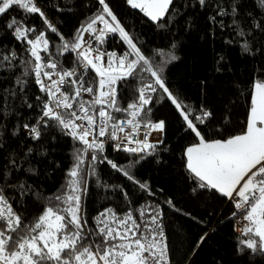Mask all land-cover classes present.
Returning a JSON list of instances; mask_svg holds the SVG:
<instances>
[{
	"label": "snow or ice",
	"instance_id": "6c2138e0",
	"mask_svg": "<svg viewBox=\"0 0 264 264\" xmlns=\"http://www.w3.org/2000/svg\"><path fill=\"white\" fill-rule=\"evenodd\" d=\"M80 2L0 0V31L4 33L0 36V76L4 77L0 80V264H171L163 208L159 204L132 207L136 188L141 195H156L149 181L136 178L135 170L147 157L158 155L164 143L161 136H153L166 134V121L153 118V109L162 101L178 111L181 129L199 140L183 153L194 185L191 191H211L227 198L235 209L231 217L240 220L239 228H234L239 232L237 256L253 264L256 258L264 259V82L254 84L246 130L208 141L201 127L214 119L213 112L203 104L189 106L172 91L165 63L144 50L108 0H82L85 9L95 11L71 38L61 31L56 18L49 15V6L62 13L78 8ZM125 2L169 31L181 19L190 30L203 16L209 37L227 33L228 38L221 36L223 45L238 44L246 58L264 65V0ZM13 9L21 15H8ZM33 18L40 23H33ZM109 41L123 51L109 50ZM67 57H72L71 67L62 62ZM223 60V56L217 59V72L224 67ZM253 73L264 74V67H254ZM10 80L11 87L4 89ZM33 84L39 94L30 93ZM129 91L133 99L125 107L121 94ZM16 100L32 111L30 119L11 111L8 102ZM10 115L15 116V124L8 119ZM226 123L227 119L220 127ZM141 129L143 139L138 138ZM51 131L76 143L65 184L45 198L23 177L38 175L32 164L35 149L28 141L40 144ZM109 149L126 154L128 167L111 159ZM102 165L122 175L133 192L123 184L102 182ZM89 177H95L98 187L118 192L124 207H103L90 221L86 211ZM165 203L180 215H191L176 208L171 198ZM210 234L201 235L197 249Z\"/></svg>",
	"mask_w": 264,
	"mask_h": 264
},
{
	"label": "trees",
	"instance_id": "16d2710c",
	"mask_svg": "<svg viewBox=\"0 0 264 264\" xmlns=\"http://www.w3.org/2000/svg\"><path fill=\"white\" fill-rule=\"evenodd\" d=\"M51 2L55 4L59 0H51ZM108 2L130 33L139 38V44L144 50L165 63V75L172 91L189 106L203 104L213 112L214 119L206 128L201 127L208 141L225 139L246 130L254 84L264 82V74H254L253 68L264 65L246 58L238 44H233L231 47L223 45L221 36L228 38L227 33L209 37L208 25L203 16L199 17L197 26L190 30L185 29V21L181 19L178 27H173L169 31L158 28L139 10L131 9L125 0H108ZM63 3L67 5L72 3V0H63ZM48 11L50 16L56 18L55 22L60 26L61 31L71 38L78 25L85 21L86 16L94 12L95 8L85 9L81 0L79 7L71 11L57 13L51 6ZM13 14L21 15L16 9L8 15ZM7 18L4 17L5 20ZM32 22L40 23L38 18H33ZM3 34L0 31V36ZM172 43L176 45L174 48ZM107 48L123 51L115 41H110ZM173 56L176 57L175 60L172 59ZM220 56L224 57L222 62L224 67L217 72L216 61ZM71 59L72 57H67L62 62L66 67H71ZM16 75H20V72ZM3 79L4 77L0 76V80ZM11 84L10 80L3 85V88L9 89ZM29 91L39 94L34 84ZM121 96L120 103L125 107L133 99L131 91L122 93ZM8 103L12 112L21 113L25 120L31 118L32 111L23 107L21 100H16L14 104L11 101ZM153 111L155 120L166 121V134L162 135L164 143L159 146L158 155L147 157L136 166L135 175L141 182L149 181L156 195L154 197H150L147 193L141 195L136 188V203L132 207L155 208L159 204L163 208L171 264H253L247 257H238L236 254L238 233L234 228L239 218L231 217L235 209L227 198L222 199L219 194L213 195L211 191L198 190L196 193L191 191L194 185L184 166L183 153L186 147L198 144V138L186 134L181 129L179 113L170 102L162 101ZM8 119L13 124L17 122L13 115ZM225 119H227L226 126L221 128L220 126L225 124ZM25 120L19 123L22 124ZM213 132H222V135H213ZM53 135L57 137L55 141L51 139ZM28 143L35 149L32 164L38 175L33 177L25 174L23 182L33 186L35 191L47 198L57 193V190L65 184V174L73 162V145L76 142L63 137L59 132L51 131L45 134L40 144L31 141ZM41 152L46 155H40ZM108 155L125 168L128 167L126 154H114L109 149ZM99 172L102 182L123 184L130 193L133 192L130 182L107 165H102ZM88 187L86 211L90 221L103 207H124L123 199L117 198L119 193L98 187L95 177H89ZM169 198L181 212L191 215H180L172 211L165 203ZM45 202L46 199L35 207H40ZM29 204L32 205L33 201L30 200ZM28 219H32L31 212L28 213ZM201 220L203 224L198 222ZM206 231L211 234L197 249L196 243ZM254 264H264V259L256 258Z\"/></svg>",
	"mask_w": 264,
	"mask_h": 264
},
{
	"label": "built area",
	"instance_id": "2783aa9c",
	"mask_svg": "<svg viewBox=\"0 0 264 264\" xmlns=\"http://www.w3.org/2000/svg\"><path fill=\"white\" fill-rule=\"evenodd\" d=\"M109 43H110V41L108 42V44H107V46L109 45ZM106 46V47H107ZM119 51V50H118ZM73 56H74V54H73ZM87 98V97H86ZM143 129H141V135L138 137L139 139H143ZM161 136L162 137V135L163 134H159V133H153V136ZM70 139V138H69ZM114 153V152H113ZM114 154H117V153H114ZM229 202V201H228ZM230 203V202H229ZM231 204V203H230ZM232 205V204H231ZM233 206V205H232ZM234 207V206H233ZM239 224H240V220H238L237 222H236V224H235V228H239ZM238 234H239V232L238 231H236Z\"/></svg>",
	"mask_w": 264,
	"mask_h": 264
},
{
	"label": "crops",
	"instance_id": "0c3cea01",
	"mask_svg": "<svg viewBox=\"0 0 264 264\" xmlns=\"http://www.w3.org/2000/svg\"><path fill=\"white\" fill-rule=\"evenodd\" d=\"M253 91H254V89H253Z\"/></svg>",
	"mask_w": 264,
	"mask_h": 264
}]
</instances>
